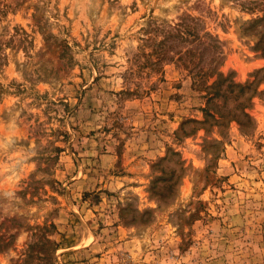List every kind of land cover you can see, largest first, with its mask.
<instances>
[{
    "label": "rangeland",
    "instance_id": "374dc122",
    "mask_svg": "<svg viewBox=\"0 0 264 264\" xmlns=\"http://www.w3.org/2000/svg\"><path fill=\"white\" fill-rule=\"evenodd\" d=\"M0 264H264V0H0Z\"/></svg>",
    "mask_w": 264,
    "mask_h": 264
},
{
    "label": "trees",
    "instance_id": "16d2710c",
    "mask_svg": "<svg viewBox=\"0 0 264 264\" xmlns=\"http://www.w3.org/2000/svg\"><path fill=\"white\" fill-rule=\"evenodd\" d=\"M186 20H188V18H186ZM188 24L189 23L182 20L175 24V27L177 28V30H175V36L177 38L183 42L187 41L191 36L193 38L192 50H184L178 55L177 59L188 67L191 60L197 58V61L193 65H199V68L189 72L191 76V84L203 93L202 98L205 101V109L203 110L204 114L211 115L209 114L211 112L208 105L212 104L215 97L218 96L219 86L227 80V76L223 77L221 73L213 70V64L217 65L220 59L217 52L218 41L206 32L198 35V32L191 31ZM194 26L196 27L195 24ZM230 85L231 84L225 86L228 87ZM217 117L222 118L223 115L219 114Z\"/></svg>",
    "mask_w": 264,
    "mask_h": 264
}]
</instances>
